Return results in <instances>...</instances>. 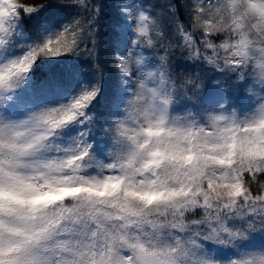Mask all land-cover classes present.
<instances>
[{"label": "snow or ice", "instance_id": "snow-or-ice-1", "mask_svg": "<svg viewBox=\"0 0 264 264\" xmlns=\"http://www.w3.org/2000/svg\"><path fill=\"white\" fill-rule=\"evenodd\" d=\"M182 6L0 0V264H264V0Z\"/></svg>", "mask_w": 264, "mask_h": 264}, {"label": "trees", "instance_id": "trees-1", "mask_svg": "<svg viewBox=\"0 0 264 264\" xmlns=\"http://www.w3.org/2000/svg\"><path fill=\"white\" fill-rule=\"evenodd\" d=\"M106 4L107 3H112L113 0H105ZM128 2H131V0H128ZM137 2H145L149 5H157L158 7L162 6L163 4L166 3V0H137ZM186 2V0H180L181 4V14L182 18L186 19V16L184 15V9H183V4ZM73 7L75 6H56V7H50L47 10V15L50 17L55 18L57 21L64 22L66 19H71V17L74 15ZM106 15L104 19V24L107 26L109 17L112 14L111 9H105ZM108 14V15H107ZM176 38L173 36V41H175ZM83 67H87L86 62H82ZM180 70L184 71H195V66L191 65L190 62H181L180 63ZM49 69L46 67H39V68H34V72L36 73V79L39 80L42 76L47 75ZM179 86V85H177Z\"/></svg>", "mask_w": 264, "mask_h": 264}]
</instances>
